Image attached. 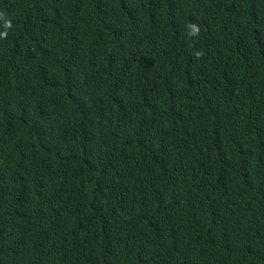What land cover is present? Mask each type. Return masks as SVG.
Here are the masks:
<instances>
[{
	"label": "trees",
	"instance_id": "trees-1",
	"mask_svg": "<svg viewBox=\"0 0 264 264\" xmlns=\"http://www.w3.org/2000/svg\"><path fill=\"white\" fill-rule=\"evenodd\" d=\"M0 264H264V0H0Z\"/></svg>",
	"mask_w": 264,
	"mask_h": 264
},
{
	"label": "clouds",
	"instance_id": "clouds-1",
	"mask_svg": "<svg viewBox=\"0 0 264 264\" xmlns=\"http://www.w3.org/2000/svg\"><path fill=\"white\" fill-rule=\"evenodd\" d=\"M192 27H193V31L198 32L197 28H195L194 26H192Z\"/></svg>",
	"mask_w": 264,
	"mask_h": 264
}]
</instances>
